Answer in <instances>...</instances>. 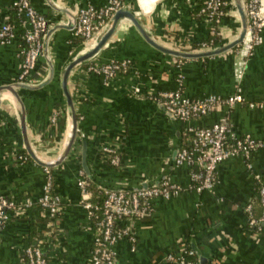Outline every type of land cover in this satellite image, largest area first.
I'll return each mask as SVG.
<instances>
[{"label":"crops","instance_id":"obj_1","mask_svg":"<svg viewBox=\"0 0 264 264\" xmlns=\"http://www.w3.org/2000/svg\"><path fill=\"white\" fill-rule=\"evenodd\" d=\"M14 1L0 0V24L10 22L16 27V36L0 44V85L16 81L22 60L21 34L25 24L13 7ZM107 1L51 0L53 6L47 0L30 3L48 19L49 30L57 24L66 26V13L74 15L77 8L86 4L102 6ZM120 1L135 12L157 43L173 50H204L191 47L210 34L208 24L198 12L203 0ZM239 27L237 12L231 7L221 23L217 46L234 40ZM72 37L73 29L59 27L52 32L48 40V54L54 67L52 79L40 88L18 90L25 108L29 141L44 160H53L62 152L68 135L60 75L64 66L85 50L80 42L72 43ZM262 38L242 78L237 79L231 50L211 57L180 59L148 44L129 20H119L92 61L127 58L131 60V70L107 83L99 75L86 74L85 66L69 76L78 132L69 155L50 168L54 192L61 198V209L55 217L38 202L46 180L44 167L31 159H19L26 151L14 100L1 98L0 195L18 202L29 199L32 205L9 212L0 228V264H22L23 247L33 244L41 247L47 264H88L96 227L80 205L77 182L80 172L83 173V152L87 169L105 186H139L156 181L165 172L171 181L184 187L189 184L187 165H169L175 147L184 141L187 123L171 121L156 103L134 95V86L148 96L177 88L181 76V89L189 98L241 94L242 104L231 108L218 104L193 124L207 126L228 117L238 135L249 134L264 142V27ZM48 74L42 54L32 80L40 83ZM248 102L261 106L249 107ZM53 110L59 112L55 121L51 120ZM104 145L117 148L121 154L119 166L111 165L103 155ZM254 174L264 178V146L248 159L233 156L219 163L211 191L197 193L184 188L176 196L155 201L151 214L133 221L135 250H130L127 240L112 246L117 264H167L168 253L184 249L193 251L198 264H264V223L260 230L250 228L244 211L258 187Z\"/></svg>","mask_w":264,"mask_h":264},{"label":"built area","instance_id":"obj_2","mask_svg":"<svg viewBox=\"0 0 264 264\" xmlns=\"http://www.w3.org/2000/svg\"><path fill=\"white\" fill-rule=\"evenodd\" d=\"M248 18V26L242 42L233 51V66L237 79H241L248 60L253 55L256 46L262 43V29L264 27V0H242ZM13 7L17 14L23 19L21 39L23 48L21 50L22 60L20 71L16 81L25 84H37L32 80V72L36 67L38 59L42 56V46L45 33L48 30V19L31 5L30 0H15ZM124 7L120 0H108L102 6L86 4L75 11V23L73 36L81 39L85 50L90 47L101 31L107 25L113 13ZM234 7L232 0H203L199 7V14L208 24L212 37L201 41L204 50L214 49L217 39L221 35L220 26L225 16ZM239 19V17H238ZM16 36V27L10 22L0 24V44L9 42ZM131 60L127 58L114 59L98 63L90 61L85 65L86 74H96L107 83L119 74L131 70ZM178 87L173 90L158 91L148 96L142 93L139 86H134L131 92L141 95L164 107L177 121L187 123L184 129V141L179 147L174 164L176 166L187 165L189 171V184L183 186L166 178L158 185L139 191H107L100 203L92 200L93 196L88 188L85 175L80 172L78 187L80 189V205L85 209L95 223L96 234L93 237L92 249L88 264H117V255L112 246L120 240H127L130 250L136 247V237L133 232V221L137 218L151 214L155 201L167 200L180 194L184 188H190L197 193L211 191L216 183V167L219 163L233 156H242L246 159L252 152L264 146V142L249 134L238 135L232 122L228 117L207 125L197 126L193 122L211 113L218 104L233 107L242 104L244 98L235 93L227 97L210 95L202 99L189 98L183 94L181 89V76L177 79ZM249 107L261 106L252 102L247 103ZM59 112L53 110L51 120L55 121ZM101 152L109 163L119 166L121 154L117 148L104 145ZM20 161L30 160L27 153L19 157ZM46 180L42 187V193L38 200L39 204L47 210L51 217L58 215L61 209V198L54 192L53 177L51 169L44 167ZM258 182V196L262 206L261 216L257 219L253 216L252 206L248 203L244 211L247 215L248 226L255 230L261 229L264 221V178L259 174L253 175ZM29 199L16 201L0 195V228L8 219L9 212L20 211L30 207ZM193 251L189 249L166 255L167 264H198L192 258ZM22 264H47L43 251L38 244L28 245L22 249Z\"/></svg>","mask_w":264,"mask_h":264},{"label":"water","instance_id":"obj_3","mask_svg":"<svg viewBox=\"0 0 264 264\" xmlns=\"http://www.w3.org/2000/svg\"><path fill=\"white\" fill-rule=\"evenodd\" d=\"M47 1L53 6V3L51 2V0H47ZM232 2H233L234 8L237 12V15L239 17V22H240V27H239L240 29H239V32L236 38L232 40L231 42L218 46L214 49L202 50L198 52L173 50V49L167 48L157 43L155 40H153L150 34L143 28L139 17L135 14L133 10L125 6L117 9L113 13V15L110 17V19L108 20L107 25L101 31V33L99 34L95 42L89 48H87L83 52H80L74 58H72L64 66L62 70V73L60 75V87H61L62 93L65 97V102H66V111H67V119H68V135H67V139H66L62 152L53 160H44L36 154V152L33 150L31 143L29 141V138L27 135V129H26L25 108H24V105H23V102L19 95L18 90L19 89L40 88L44 86L45 84H47L52 79L54 75V67H53V62L51 61L49 54H48L49 37L51 33L57 30L59 27L73 29V26L75 23L74 15L64 13L68 18V24L66 26H60L58 24L53 26L47 31L43 39L42 54L48 64V68H49L48 77L42 82L33 84V85L20 83L17 81H14L9 84L0 85V101H1V98L3 97H11L14 100V104L17 110L18 120L20 124V129L22 132L24 148H25L27 155L30 157V159L33 160L36 164L41 165L42 167L52 168L54 166H57L61 162H63L65 158L69 155L72 149V146L74 144L77 132H78V128H77L78 116L75 110L72 93L69 88V76L74 70H76L79 67L85 66L88 62L94 59L96 54L103 48V46L107 43V41L109 40V38L115 31L119 20L121 19L129 20L134 25V27L138 30L141 36L146 40V42H148V44H150L151 46H153L154 48H156L157 50L165 54H168L170 56H174L180 59H185V60L197 59V58H202V57H211V56L218 55L223 52L234 49L236 46H238L242 42L245 36V33L247 31L248 18L245 12L243 1L242 0H232ZM156 105L161 110H163V112L168 116V118L171 121L173 122L176 121V119L169 112H167L163 106L159 104H156ZM178 149H179V143L175 147L173 154L171 156L170 163H169L170 167L174 165V160L176 158ZM82 171L85 177L90 182L97 185L102 190H107V191H123V192L139 191V190L148 189L150 187L156 186L167 178L166 177L167 172H165L156 181H153L150 183L143 182L139 186H105L99 183L87 169L86 164H85V152H83V155H82ZM192 247L194 248V253L199 257V261H201L202 259L199 256V253L197 252V250H195L194 244H192Z\"/></svg>","mask_w":264,"mask_h":264},{"label":"trees","instance_id":"obj_4","mask_svg":"<svg viewBox=\"0 0 264 264\" xmlns=\"http://www.w3.org/2000/svg\"><path fill=\"white\" fill-rule=\"evenodd\" d=\"M210 37H212L211 30H210V34H209V37L208 38H210ZM208 38H206V39H208ZM71 42L74 43V44H78L79 42H81V39L78 38V37H76V36H73L71 38ZM191 47H192L193 50H195V49L198 50L200 48L202 49L201 42L200 43H197V44H193ZM231 51H233V50H231ZM23 154H25V152H23ZM87 181L89 183L88 188L91 191L92 196H93L92 200L94 202H96V203H100V201L102 199V196L104 194V191L101 188H99L98 186H96L95 184H93L92 182H90L88 179H87ZM250 204L252 206L253 216L258 219L261 216V212H262V206L260 204L259 196H258V187H256L255 196L250 201ZM263 223H264V221L261 222V224H263ZM192 258H194L196 260V257L194 255L192 256Z\"/></svg>","mask_w":264,"mask_h":264},{"label":"rangeland","instance_id":"obj_5","mask_svg":"<svg viewBox=\"0 0 264 264\" xmlns=\"http://www.w3.org/2000/svg\"><path fill=\"white\" fill-rule=\"evenodd\" d=\"M88 48H89V46H88Z\"/></svg>","mask_w":264,"mask_h":264}]
</instances>
